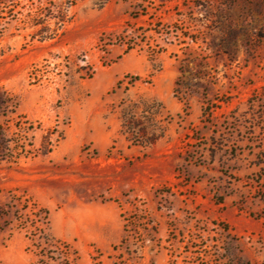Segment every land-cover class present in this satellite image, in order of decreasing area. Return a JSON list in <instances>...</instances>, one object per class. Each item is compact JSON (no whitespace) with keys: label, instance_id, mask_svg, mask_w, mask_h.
Here are the masks:
<instances>
[{"label":"rangeland","instance_id":"obj_1","mask_svg":"<svg viewBox=\"0 0 264 264\" xmlns=\"http://www.w3.org/2000/svg\"><path fill=\"white\" fill-rule=\"evenodd\" d=\"M58 1L0 4V264H264V0H78L42 39Z\"/></svg>","mask_w":264,"mask_h":264},{"label":"trees","instance_id":"obj_2","mask_svg":"<svg viewBox=\"0 0 264 264\" xmlns=\"http://www.w3.org/2000/svg\"><path fill=\"white\" fill-rule=\"evenodd\" d=\"M7 0H0V4L2 2H5ZM11 1H17L19 2L20 0H11ZM78 0H59L56 3V8L57 12L52 16L57 21V24H59L56 28H54L51 32H47V34L44 36H41L42 39H52L60 35L63 31L64 25L67 22H70L72 19V16H69V10L72 6H74L77 3ZM40 33V32H38ZM181 71L183 73L184 67L182 66ZM182 76L179 77L178 81L176 82L177 85H180L182 81ZM132 79H138V77H132ZM177 89V88H176ZM124 239V238H123ZM122 239V240H123ZM93 264H96L94 262Z\"/></svg>","mask_w":264,"mask_h":264},{"label":"crops","instance_id":"obj_3","mask_svg":"<svg viewBox=\"0 0 264 264\" xmlns=\"http://www.w3.org/2000/svg\"><path fill=\"white\" fill-rule=\"evenodd\" d=\"M85 225H86V229L84 232L86 233V235H90L92 239L99 241L100 239H104V235H108V230H107L108 222L106 220L103 219L98 220L95 217L94 219L86 220Z\"/></svg>","mask_w":264,"mask_h":264}]
</instances>
